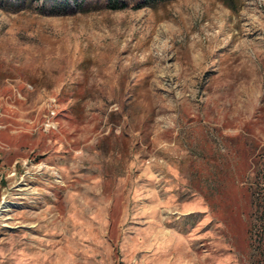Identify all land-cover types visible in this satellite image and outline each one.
Wrapping results in <instances>:
<instances>
[{
  "label": "rangeland",
  "instance_id": "rangeland-1",
  "mask_svg": "<svg viewBox=\"0 0 264 264\" xmlns=\"http://www.w3.org/2000/svg\"><path fill=\"white\" fill-rule=\"evenodd\" d=\"M121 3L0 0V264H252L264 0Z\"/></svg>",
  "mask_w": 264,
  "mask_h": 264
},
{
  "label": "trees",
  "instance_id": "trees-1",
  "mask_svg": "<svg viewBox=\"0 0 264 264\" xmlns=\"http://www.w3.org/2000/svg\"><path fill=\"white\" fill-rule=\"evenodd\" d=\"M110 7L119 8L121 0H109ZM255 173L247 186L250 196L246 235L250 246L251 263L264 264V155L254 161Z\"/></svg>",
  "mask_w": 264,
  "mask_h": 264
},
{
  "label": "built area",
  "instance_id": "built-area-1",
  "mask_svg": "<svg viewBox=\"0 0 264 264\" xmlns=\"http://www.w3.org/2000/svg\"><path fill=\"white\" fill-rule=\"evenodd\" d=\"M52 118H47L46 121L44 122V125L47 129H49L50 127H52Z\"/></svg>",
  "mask_w": 264,
  "mask_h": 264
}]
</instances>
